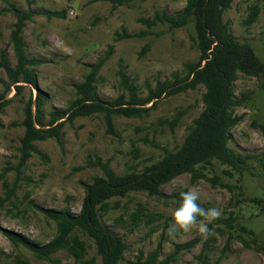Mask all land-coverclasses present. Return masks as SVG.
Listing matches in <instances>:
<instances>
[{
	"label": "rangeland",
	"instance_id": "1",
	"mask_svg": "<svg viewBox=\"0 0 264 264\" xmlns=\"http://www.w3.org/2000/svg\"><path fill=\"white\" fill-rule=\"evenodd\" d=\"M184 1L131 0L114 5L107 0H0V49L6 50L13 65L9 32L15 17L11 8L32 10L33 16L26 21L22 37L27 56L39 61L30 68L36 74L39 88L47 95L43 106L44 121L49 119L50 112L70 107L76 96L74 86L88 72L87 65L101 58L105 60L96 78L100 99L112 101L126 93L120 83L119 70L135 84L137 94L143 96L156 81L170 78L172 72L183 74V63L197 59V35L192 22L177 28L157 22L147 28L141 21L156 11L176 13ZM252 4L258 7V13L252 23H246ZM45 11L61 12L62 16L47 15ZM222 18L228 22L233 36L240 42L250 43L258 58L264 61V0H233ZM141 30L148 33L139 37L120 35L123 31L131 34ZM18 84L23 85L20 92L11 86L0 68V102L8 100L0 111V196L5 197L8 186L14 191L11 201L6 200L0 207V227L40 243L54 235L55 224L30 207L28 198L45 208L77 212L84 194L82 184L102 174L96 164L97 158L108 161L109 167L118 174L127 172L130 167L139 171L156 161L162 156L163 148L173 149L180 144L192 119L202 108L200 96L204 90L199 85L172 96L162 95L154 104L153 101L145 104L150 109L139 117L113 116L115 134L105 130L100 114L76 116L71 121L61 118L52 124L62 122L61 142L54 137L35 141L37 152H30L23 160L19 150L24 130L23 107L30 95L34 97L36 89L28 83ZM234 91L236 94L247 92L250 97L235 109L234 113L241 115V119L231 129L232 139L228 144L238 152L260 154L264 149V137L257 125H264V74H240ZM179 111L184 113L171 129L163 119L172 118ZM150 141L156 145H151ZM223 168L214 162L206 171L207 177L217 176L215 181L208 178L192 181L189 173H182L160 186L161 195L129 191L123 197L112 198L117 207L106 212L102 222L120 234L127 244L121 264H129L139 252L147 254L156 247L162 258L172 251L173 243H185L200 235L196 229L187 233L177 230L172 236L167 234L170 213L180 202V192L193 188L199 192L197 202L201 207H217L222 215L211 222L204 221L210 229L209 235H200L170 264H196L203 244L209 262L215 260L229 234L228 223L224 220L230 215L234 217L229 222L233 226L232 238L218 264H264V211L247 200L252 196L264 197V174L255 159H250L242 176L233 172L229 177L223 173ZM233 184H241V190ZM240 191L242 194L236 202L234 198ZM139 205L144 207V212L133 219L131 213ZM241 224L253 230V235L241 232L238 229ZM81 237L88 244L86 257L93 256L94 264H100L93 242L84 235ZM54 256L62 264H73L64 251ZM14 257H25L34 264H56L35 258L22 246H14L0 231L1 264H9Z\"/></svg>",
	"mask_w": 264,
	"mask_h": 264
},
{
	"label": "trees",
	"instance_id": "2",
	"mask_svg": "<svg viewBox=\"0 0 264 264\" xmlns=\"http://www.w3.org/2000/svg\"><path fill=\"white\" fill-rule=\"evenodd\" d=\"M107 1L114 5H121L131 0ZM232 1L185 0L181 10L176 13L168 14L165 11H156L150 17L141 18L147 28L156 25L157 22H166L169 28L181 27L192 22L197 35V59L183 63V74L172 72L170 78L156 81L154 86L149 87L143 96L137 94L135 84L122 70H119L120 83L126 93H121L112 101H105L100 99L96 92L97 73L105 60V58H101L96 63L87 65L88 72L83 76V80L74 86L76 96L70 107L50 112L47 121L43 120V106L47 95L39 88L36 74L30 68V66L38 64L39 61L27 56L22 37L26 21L32 18L34 12L14 6L11 8L15 21L9 32V42L15 62L11 65L6 50L0 49V68L17 92H20L23 87L22 84H18L19 82L28 83L36 89L34 97L30 95L23 107L22 125L24 130L19 139V150L23 160L30 156V152H37L34 146L35 141L54 137L57 142H61L60 127L62 122L52 126L55 121L61 118L65 117L71 121L76 116L100 114L105 124V130L115 134L112 123L113 116L139 117L141 113L150 109V107L144 106L145 104L151 101L154 104L162 95L172 96L187 89H195L199 85L204 88L200 96L202 108L192 119L187 129L188 132L175 148H163L162 156L156 161L143 166L139 171L130 167L127 172L118 174L109 167L108 161H101L97 158L96 164L101 168L102 174L95 175L91 182L82 184L84 194L77 212H71L64 208H45L26 196L30 207L40 211L54 222L55 233L48 241L40 243L0 227V231L14 246H22L35 258L54 261L56 264H62L54 256L58 251H64L73 260V264H94L93 256L86 257L88 244L81 237L84 235L93 242L96 254L100 257V264H121L127 244L120 234L113 232L102 222V216L111 208L117 207V203L113 202L112 198L123 197L129 191H146L151 195H161L160 186L182 173H189L192 181L199 178L215 181L217 180L216 175L207 177L205 174L214 162L223 166V173L231 177L233 172L242 176L248 169L250 159H255L264 174V149L260 154L254 155L235 151L228 144L232 139L231 129L241 119V115L234 113L235 109L242 106L250 97L247 92L235 93V81L240 74L246 76L264 74V61L258 58L250 43L240 42L233 36L228 22L222 18L223 12L230 7ZM257 13L258 7L252 4L245 22L252 23ZM45 14L62 16V13L57 11H45ZM145 33L148 31L141 30L131 34L123 31L120 35L139 37ZM7 102L8 100L0 102V111ZM183 113L184 111H179L172 118L163 120L173 129ZM45 125L50 127L42 128ZM257 126L264 137V125L258 124ZM150 144L156 145L152 141ZM219 183L231 188L227 183ZM233 185H237L235 188L241 190V184ZM13 193L14 191L8 186L5 197L0 196V207L6 200L11 201ZM241 194L242 191L237 192V197L234 198L236 202ZM247 200L264 211V197L252 196ZM143 212L144 207L139 205L131 213V217L135 219ZM233 220L234 217L231 215L224 220L228 223L226 227L229 234L221 248L220 255L209 262L208 251L206 245L203 244L197 255L198 262L196 264H218L229 239L232 238L233 226L229 222ZM238 229L250 235H253L254 232L243 224L239 225ZM200 235L185 243H173L172 251L162 258H159L156 247L147 254L139 252L135 259L128 263L170 264L176 260V256L181 250L191 247L201 237ZM238 236L247 246L246 241L240 235ZM9 264L34 263L25 257H14Z\"/></svg>",
	"mask_w": 264,
	"mask_h": 264
},
{
	"label": "clouds",
	"instance_id": "3",
	"mask_svg": "<svg viewBox=\"0 0 264 264\" xmlns=\"http://www.w3.org/2000/svg\"><path fill=\"white\" fill-rule=\"evenodd\" d=\"M178 206L170 213L171 223L168 228V235L172 236L177 230L187 233L196 229L202 236L207 237L210 229L204 221L211 222L219 219L222 212L217 207L204 208L197 202L200 200L198 190L195 188L181 191ZM198 217L203 220L198 221Z\"/></svg>",
	"mask_w": 264,
	"mask_h": 264
},
{
	"label": "built area",
	"instance_id": "4",
	"mask_svg": "<svg viewBox=\"0 0 264 264\" xmlns=\"http://www.w3.org/2000/svg\"><path fill=\"white\" fill-rule=\"evenodd\" d=\"M70 13H72V12L70 11Z\"/></svg>",
	"mask_w": 264,
	"mask_h": 264
}]
</instances>
